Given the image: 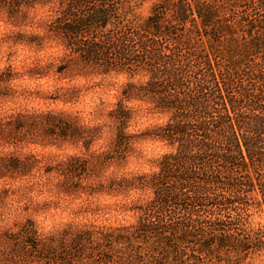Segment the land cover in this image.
<instances>
[{
	"label": "trees",
	"instance_id": "16d2710c",
	"mask_svg": "<svg viewBox=\"0 0 264 264\" xmlns=\"http://www.w3.org/2000/svg\"><path fill=\"white\" fill-rule=\"evenodd\" d=\"M143 1L0 0L10 15L21 4L50 6L48 32L64 47L58 73L145 78L129 81L110 113L116 145L105 162L73 158L67 172L123 158L138 136L127 132L130 100L167 114L141 135L171 148L158 170L110 183L152 192L132 208L133 221L69 223L40 236L26 218L0 234V264H250L264 251V224L250 223L253 210L264 211V0H159L141 19ZM9 72L0 73V88ZM45 128L62 138L82 132L54 115L19 114L0 120V139L45 138ZM29 169L5 158L0 180Z\"/></svg>",
	"mask_w": 264,
	"mask_h": 264
},
{
	"label": "rangeland",
	"instance_id": "374dc122",
	"mask_svg": "<svg viewBox=\"0 0 264 264\" xmlns=\"http://www.w3.org/2000/svg\"><path fill=\"white\" fill-rule=\"evenodd\" d=\"M158 1H143L135 11L136 15L141 19L146 18ZM38 6L35 15L39 19L34 22L40 31L8 37L14 43L26 44L36 55L27 67L21 65L23 71L12 64L0 69V73L10 70L12 76L0 88V120L19 114L33 116L45 113V117L54 115L60 120L72 121L82 132L62 138L58 134L47 133L49 129L45 128V138L25 133L19 136L21 141L16 144L0 139V161L16 158L30 166L26 175H9L0 180V234L6 230H16L26 218L35 221L40 236L57 233L69 223L107 226L133 221L136 213L132 208L146 203L152 192L148 189H122L117 185L113 189L110 183L115 181L118 184L123 179L158 170L161 156L171 148L141 134L147 128L162 124L147 123V120H158L167 114L155 112L152 104L146 101H126L125 104L133 111L127 132L138 136L133 138L123 158L105 163L97 172L89 171L82 175L67 172L66 166L73 158H82L88 163L95 160L105 162V155L116 145V127L110 113L121 99L125 85L129 81L139 82L145 78H130L125 73L115 72L71 76L58 73L64 47L58 38L48 32L54 16L50 6ZM41 52L43 56L39 55ZM11 55L9 53V59ZM14 80L19 82L13 84ZM134 101L138 103L134 104ZM141 120L146 121L143 129L128 131L134 123L139 125ZM149 143L165 150L148 156L144 146ZM145 164L148 165L147 170ZM253 212L251 226L263 225L264 211L255 209ZM250 264H264V251L254 255Z\"/></svg>",
	"mask_w": 264,
	"mask_h": 264
},
{
	"label": "clouds",
	"instance_id": "9594fccd",
	"mask_svg": "<svg viewBox=\"0 0 264 264\" xmlns=\"http://www.w3.org/2000/svg\"><path fill=\"white\" fill-rule=\"evenodd\" d=\"M29 7L27 4H21L18 11L14 15H10L9 9L6 6H0V69L5 68L8 64L20 71H23L24 67H27L31 64V58L36 55L33 51L30 50L29 46L24 43H14L13 39L8 37H14L17 33H24L25 35L31 34L33 32H39L40 29L36 27L35 20H38L39 17L35 15L37 8ZM25 13L27 18L25 19ZM9 53H12L11 58L9 59ZM39 55L43 56L44 53L41 52ZM19 81H13V84L18 83ZM138 103L136 101L133 102ZM167 115L161 116L158 118H152L147 120V123L160 122L163 123L167 120ZM146 126V121L141 120L139 125L134 123L133 127L129 128L128 131L136 132L140 129H143ZM140 145H138L139 147ZM145 152L148 156H155L159 152L164 151L162 147L149 143L144 146ZM155 149V151H153ZM145 170L148 169V165H144ZM9 224L11 220L9 219Z\"/></svg>",
	"mask_w": 264,
	"mask_h": 264
}]
</instances>
